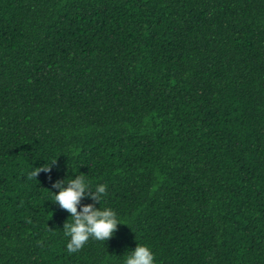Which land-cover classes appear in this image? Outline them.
Returning a JSON list of instances; mask_svg holds the SVG:
<instances>
[{"label":"trees","instance_id":"trees-1","mask_svg":"<svg viewBox=\"0 0 264 264\" xmlns=\"http://www.w3.org/2000/svg\"><path fill=\"white\" fill-rule=\"evenodd\" d=\"M78 174L123 225L69 253L50 191ZM136 244L264 264V0H0V264Z\"/></svg>","mask_w":264,"mask_h":264},{"label":"clouds","instance_id":"clouds-1","mask_svg":"<svg viewBox=\"0 0 264 264\" xmlns=\"http://www.w3.org/2000/svg\"><path fill=\"white\" fill-rule=\"evenodd\" d=\"M56 164V159L49 162L47 166L33 167L30 178H35L39 173H49L52 166ZM52 188L57 191L53 193L54 203L65 210L71 221L64 223L65 235L69 238L66 244L69 253L78 252L90 240L107 241L117 230L118 225H123L117 213L111 207H100V201L107 193V186L99 183L93 187L84 175H75L71 179H61L52 184ZM91 195H88V193ZM91 199L99 204L81 205L82 199ZM79 207V211H78ZM123 264H156L155 254L152 249L145 244H136L123 257Z\"/></svg>","mask_w":264,"mask_h":264}]
</instances>
